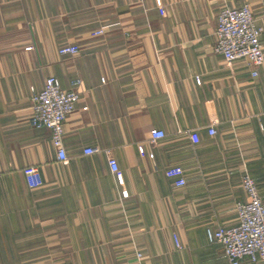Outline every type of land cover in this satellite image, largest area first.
<instances>
[{"label":"crops","instance_id":"crops-1","mask_svg":"<svg viewBox=\"0 0 264 264\" xmlns=\"http://www.w3.org/2000/svg\"><path fill=\"white\" fill-rule=\"evenodd\" d=\"M245 3L264 46V0H0V264H230L208 230L237 223L246 172L264 203V65L253 75L213 49L219 11ZM51 75L82 80L66 162L30 124L31 89Z\"/></svg>","mask_w":264,"mask_h":264},{"label":"built area","instance_id":"built-area-1","mask_svg":"<svg viewBox=\"0 0 264 264\" xmlns=\"http://www.w3.org/2000/svg\"><path fill=\"white\" fill-rule=\"evenodd\" d=\"M216 42L213 49L223 56L227 64L244 60L253 68V75H258L259 68L264 65V46L261 41L262 30L257 24L254 12L249 4L239 6H224L217 15ZM106 27L95 31L104 34ZM81 52L78 44H64L59 47L61 55L75 56ZM81 78L71 80L69 87L64 88L56 76H48L41 89H31L30 124L35 128H46L51 132L52 142L58 150V158L68 161L64 135L68 118L77 110L80 100ZM209 135L214 136L217 130L209 128ZM191 140L199 143L201 138L197 130H188ZM166 132L160 129L151 130L152 143L165 138ZM98 151L94 146L84 148L85 154ZM108 163L114 174L119 173V165L111 150ZM168 174L175 178L177 186H185L187 180L184 169L179 165L171 166ZM24 175L29 188H38L44 184V178L38 166L28 165L24 168ZM242 188L246 199L236 204L238 221L233 226H218L208 230V238L212 243L222 246L230 264H241L245 260L254 263L264 261V203L261 199L256 181L246 172L242 177ZM176 246L181 243L176 237Z\"/></svg>","mask_w":264,"mask_h":264}]
</instances>
